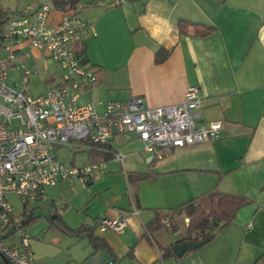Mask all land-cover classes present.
<instances>
[{
    "label": "crops",
    "instance_id": "obj_1",
    "mask_svg": "<svg viewBox=\"0 0 264 264\" xmlns=\"http://www.w3.org/2000/svg\"><path fill=\"white\" fill-rule=\"evenodd\" d=\"M36 1L0 0L1 30ZM58 1L52 4L54 23L69 13L90 28L82 59L100 72V80L82 103H96L100 113L109 102L134 96H141L146 107L176 105L197 86L204 99L202 124L221 121L223 128L215 142L163 150L161 157L146 152L137 136L116 139L110 151L123 154V161L109 156L106 169L88 187L74 181L49 191V215L29 229L36 264H262L264 0H81L70 10ZM181 20L216 31L205 37L190 29L181 35ZM161 49L170 55L157 63ZM28 53L22 45L16 64L26 61L34 69L30 87L34 94L44 93L63 71L51 58L41 59V52L32 51L30 59ZM12 71H19L20 79L22 71L17 66ZM81 152L88 161L72 165L91 163L89 153ZM131 174L152 177L131 183ZM216 192L243 196L252 204L223 229L208 226L204 234H216L211 242L175 256L172 247L192 241L187 240L192 211H207V196ZM51 215H60L71 229L89 226L105 245L95 247L86 235L63 234L49 222ZM122 218L127 225L121 231L99 229L103 219ZM155 221L161 228L149 233L147 225ZM164 249L173 254L165 255Z\"/></svg>",
    "mask_w": 264,
    "mask_h": 264
},
{
    "label": "built area",
    "instance_id": "obj_2",
    "mask_svg": "<svg viewBox=\"0 0 264 264\" xmlns=\"http://www.w3.org/2000/svg\"><path fill=\"white\" fill-rule=\"evenodd\" d=\"M37 0L22 14L13 15L0 33V264H36L27 215L31 205L49 202V191L79 181L88 187L95 175L106 169V161L85 166H67L57 153L66 147L75 151L111 153L116 139L137 136L144 150L161 157L163 150L215 142L223 123L201 122L204 99L199 87L188 89L183 103L146 107L141 96L126 102H109L103 113L96 103L82 98L98 84L96 69L85 63L78 46L90 37L89 25L66 13L59 23L52 20V4ZM126 0H120L122 4ZM56 61L62 71L58 83L34 94L30 85L34 69L16 64L22 45ZM22 71L10 82L14 67ZM11 198L20 203V212ZM134 215L138 213L134 211ZM127 220L103 219L102 231H121ZM170 229L172 226L167 223ZM109 264H114L110 262Z\"/></svg>",
    "mask_w": 264,
    "mask_h": 264
},
{
    "label": "trees",
    "instance_id": "obj_3",
    "mask_svg": "<svg viewBox=\"0 0 264 264\" xmlns=\"http://www.w3.org/2000/svg\"><path fill=\"white\" fill-rule=\"evenodd\" d=\"M225 1V0H221ZM81 2V0H59L57 2V5L63 9V10H70L75 9L78 4ZM5 20V13L3 11H0V33L2 29V24ZM179 32L181 35H185L189 33L190 29L194 30V34L197 36H210L212 33L216 31V28L213 26H205L197 23H192L186 20H181L179 22ZM78 50L80 52L81 57L85 55L86 45L85 43H81L78 46ZM170 52L166 51L164 49H161L159 52H157L156 55V62L157 63H163L167 60L169 57ZM85 60V58H83ZM86 61V60H85ZM96 69V68H95ZM97 76H98V82L100 80V72L96 70ZM112 147H109V150H111ZM111 152V151H110ZM109 156L112 157V155H109L104 152H97L92 151L89 152L90 162H96L98 159L105 160L109 158ZM152 177V174H131L129 175V182L131 183H137V182H143L147 179ZM207 199L209 203L214 206V211L207 212L203 208H198L191 213V220L187 229L188 238L187 240H192L194 242H211L215 237L216 234H204V230L212 224L213 226L217 223L219 224V230L223 229L224 226L222 224L226 225L230 222H232L239 211L252 204V201L246 197L243 196H237V195H229V194H223V193H212L207 196ZM194 202H191L186 207L194 205ZM27 217V224L29 226L35 224L39 217H35L33 215V212H30ZM212 218V220H211ZM49 222L52 226L57 228L59 231H61L63 234L71 237H82L87 236L91 243L95 245V247H98L100 244L103 245L104 243H101L93 234V229L90 228L87 225H83L78 229H71L66 225V223L63 221L62 217L60 215H51L48 217ZM160 224L158 222H152L147 225V229L149 233H154L155 231L159 230ZM174 232L176 233L177 230L175 229ZM196 235V236H195ZM105 245V244H104ZM165 255L173 254L170 249L165 250ZM259 263L264 264V254L260 257L258 260Z\"/></svg>",
    "mask_w": 264,
    "mask_h": 264
},
{
    "label": "rangeland",
    "instance_id": "obj_4",
    "mask_svg": "<svg viewBox=\"0 0 264 264\" xmlns=\"http://www.w3.org/2000/svg\"><path fill=\"white\" fill-rule=\"evenodd\" d=\"M1 55V54H0ZM15 72V73H14ZM19 75V71H12L10 72V79L13 82L15 79H17L16 77ZM14 77V78H13ZM18 80V79H17ZM58 158L60 161H62L64 164H66L67 166H71L72 164H78V165H82L83 163H86L88 161V155L85 152H78L75 151L74 149H72L71 147H66L64 150H61L57 153ZM12 203L14 204V206L17 209V212H20V203L14 199L11 198ZM46 205H49V203H46ZM206 208H207V212H212L214 211V206H212L208 201L205 202ZM31 208L34 210V216L35 217H39L38 221L34 224V227L36 225H39L41 223H43V221H45V217L49 215L50 210L49 208L46 207H42L40 204H33L31 205ZM191 220V219H189ZM212 220V218H211ZM190 223V221H189ZM212 226V224H211Z\"/></svg>",
    "mask_w": 264,
    "mask_h": 264
},
{
    "label": "water",
    "instance_id": "obj_5",
    "mask_svg": "<svg viewBox=\"0 0 264 264\" xmlns=\"http://www.w3.org/2000/svg\"><path fill=\"white\" fill-rule=\"evenodd\" d=\"M216 226L218 227L219 225L216 223ZM205 243L206 241H201V242L186 241V242H183L179 245L172 247V251L175 254V256L182 257L186 253L200 248Z\"/></svg>",
    "mask_w": 264,
    "mask_h": 264
}]
</instances>
